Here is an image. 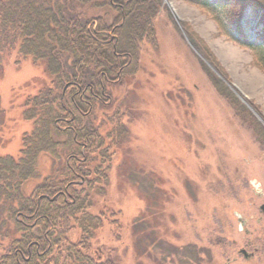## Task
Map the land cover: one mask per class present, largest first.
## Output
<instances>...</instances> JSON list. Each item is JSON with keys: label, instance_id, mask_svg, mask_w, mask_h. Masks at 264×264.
Returning a JSON list of instances; mask_svg holds the SVG:
<instances>
[{"label": "rangeland", "instance_id": "1", "mask_svg": "<svg viewBox=\"0 0 264 264\" xmlns=\"http://www.w3.org/2000/svg\"><path fill=\"white\" fill-rule=\"evenodd\" d=\"M130 2L88 3L81 10L103 17L113 33L123 27ZM151 3L157 6L154 35L139 43L133 73L108 88L113 105L105 113L117 112L127 133L123 155L109 147L111 160L99 165L108 181L88 191V212L104 218L88 241L90 253L100 264H264L262 50L244 46L245 36L236 41L226 34L231 15L195 0ZM248 27L255 41L257 32ZM50 80L44 62L7 53L0 150L16 152L32 131L25 101ZM59 155L40 156V178L24 183L25 194L61 172L70 157ZM74 227L68 236L79 242ZM138 242L146 247L141 256Z\"/></svg>", "mask_w": 264, "mask_h": 264}, {"label": "trees", "instance_id": "2", "mask_svg": "<svg viewBox=\"0 0 264 264\" xmlns=\"http://www.w3.org/2000/svg\"><path fill=\"white\" fill-rule=\"evenodd\" d=\"M195 1L231 15L226 34L236 41L245 36L244 46L262 50L256 63L264 70V1ZM110 2L0 0V74L7 53L16 51L20 58L44 62L51 79L25 101L23 115L33 122L32 131L24 133L16 152L0 150V264H100L88 241L104 218L88 212V191L108 181L99 165L111 160L109 147L123 155L121 136L127 133L117 112L105 113L113 105L108 88L136 69L139 43L154 35L157 12L151 0H132L123 27L110 33L103 17L81 10ZM249 25L257 32L255 41L248 38ZM63 135L69 138L59 139ZM61 152L70 157L61 172L25 194L24 183L40 178V156L59 159ZM74 226L79 242L68 236ZM136 248L139 256L145 253L141 242Z\"/></svg>", "mask_w": 264, "mask_h": 264}, {"label": "water", "instance_id": "3", "mask_svg": "<svg viewBox=\"0 0 264 264\" xmlns=\"http://www.w3.org/2000/svg\"><path fill=\"white\" fill-rule=\"evenodd\" d=\"M167 2V1H166ZM167 4H168V6L170 7V9H173L172 7H171V5L167 2ZM175 16H176V14H175ZM177 17V16H176ZM261 210L262 211H264V205H262L261 206ZM242 252L246 255V256H248V252L246 251V250H242Z\"/></svg>", "mask_w": 264, "mask_h": 264}, {"label": "flooded vegetation", "instance_id": "4", "mask_svg": "<svg viewBox=\"0 0 264 264\" xmlns=\"http://www.w3.org/2000/svg\"><path fill=\"white\" fill-rule=\"evenodd\" d=\"M120 6V5H119ZM241 252V254H243V256L245 257V258H250L252 255L251 254H249L248 253V256H246L243 252H242V250L240 251Z\"/></svg>", "mask_w": 264, "mask_h": 264}, {"label": "bare ground", "instance_id": "5", "mask_svg": "<svg viewBox=\"0 0 264 264\" xmlns=\"http://www.w3.org/2000/svg\"><path fill=\"white\" fill-rule=\"evenodd\" d=\"M169 3V2H168ZM171 6H172V4L171 3H169Z\"/></svg>", "mask_w": 264, "mask_h": 264}]
</instances>
